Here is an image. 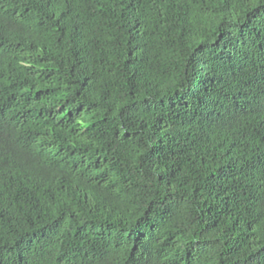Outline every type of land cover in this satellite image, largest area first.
Here are the masks:
<instances>
[{
    "label": "trees",
    "instance_id": "1",
    "mask_svg": "<svg viewBox=\"0 0 264 264\" xmlns=\"http://www.w3.org/2000/svg\"><path fill=\"white\" fill-rule=\"evenodd\" d=\"M0 264H264V0H0Z\"/></svg>",
    "mask_w": 264,
    "mask_h": 264
}]
</instances>
